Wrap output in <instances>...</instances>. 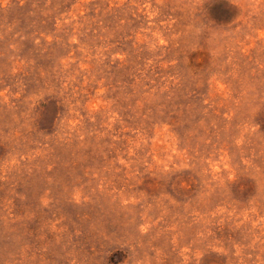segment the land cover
I'll return each mask as SVG.
<instances>
[{
  "label": "rangeland",
  "instance_id": "obj_1",
  "mask_svg": "<svg viewBox=\"0 0 264 264\" xmlns=\"http://www.w3.org/2000/svg\"><path fill=\"white\" fill-rule=\"evenodd\" d=\"M0 264H264V0H0Z\"/></svg>",
  "mask_w": 264,
  "mask_h": 264
}]
</instances>
